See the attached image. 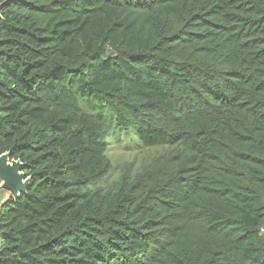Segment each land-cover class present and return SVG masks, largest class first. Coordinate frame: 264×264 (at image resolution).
Instances as JSON below:
<instances>
[{"label":"trees","instance_id":"obj_1","mask_svg":"<svg viewBox=\"0 0 264 264\" xmlns=\"http://www.w3.org/2000/svg\"><path fill=\"white\" fill-rule=\"evenodd\" d=\"M6 1L0 264H264V0Z\"/></svg>","mask_w":264,"mask_h":264},{"label":"water","instance_id":"obj_2","mask_svg":"<svg viewBox=\"0 0 264 264\" xmlns=\"http://www.w3.org/2000/svg\"><path fill=\"white\" fill-rule=\"evenodd\" d=\"M8 1L0 4V17L2 7ZM23 162L11 159L10 153L0 154V188L1 190L12 194L13 200H17L22 194L27 193L31 178L26 177L23 172ZM8 196H6L7 198ZM10 197V195H9Z\"/></svg>","mask_w":264,"mask_h":264},{"label":"rangeland","instance_id":"obj_3","mask_svg":"<svg viewBox=\"0 0 264 264\" xmlns=\"http://www.w3.org/2000/svg\"><path fill=\"white\" fill-rule=\"evenodd\" d=\"M122 134H124V133H122ZM116 137H117V139H116ZM116 137H114V135H112V136L110 135V137L108 138V140L111 143V145L108 147V153H110V157L112 158V162L114 165L117 164V161H125L129 158L132 159L135 156V152H132L129 154V153H126L125 151H123V149H121V146H123L125 148L128 146L127 140H122L119 138V136H116ZM134 147H135V143L134 142L130 143V149L134 148ZM6 195H7V192H5V191L1 192L0 191V202L2 201L3 198L7 202V199L5 198ZM3 204H5L4 201L1 202V206ZM5 209H6V207H3V210H5Z\"/></svg>","mask_w":264,"mask_h":264},{"label":"built area","instance_id":"obj_4","mask_svg":"<svg viewBox=\"0 0 264 264\" xmlns=\"http://www.w3.org/2000/svg\"><path fill=\"white\" fill-rule=\"evenodd\" d=\"M0 191L2 192V190H1V188H0ZM8 197L6 198V196H5V198L7 199V201L11 198V197H13L12 195L9 197V195H7ZM2 201H4L5 203H6V201H5V199L3 198L2 199ZM1 201V202H2ZM1 202H0V206H1ZM4 205V204H3ZM3 205L0 207V214H1V209H2V207H3Z\"/></svg>","mask_w":264,"mask_h":264},{"label":"clouds","instance_id":"obj_5","mask_svg":"<svg viewBox=\"0 0 264 264\" xmlns=\"http://www.w3.org/2000/svg\"><path fill=\"white\" fill-rule=\"evenodd\" d=\"M7 195H10V196H11L12 194H9V193H7ZM7 195H6V196H7ZM12 196H13V195H12ZM10 199H12V200H13V197H11ZM10 199H9V200H10ZM9 200H8V201H9Z\"/></svg>","mask_w":264,"mask_h":264}]
</instances>
